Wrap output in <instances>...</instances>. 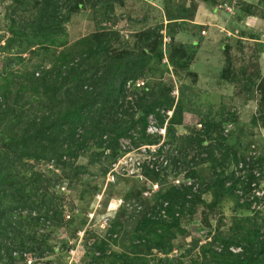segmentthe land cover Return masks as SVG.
<instances>
[{
  "label": "rangeland",
  "instance_id": "1",
  "mask_svg": "<svg viewBox=\"0 0 264 264\" xmlns=\"http://www.w3.org/2000/svg\"><path fill=\"white\" fill-rule=\"evenodd\" d=\"M11 3V0L0 3V32L7 33L9 29ZM215 7L217 11L221 10V14L216 19L212 17L214 23H205L208 12ZM28 14L27 11L24 15ZM249 14L264 16V0L255 4L246 0H115L114 11L106 17L89 5L66 23V34L57 39V42L63 41L62 44L49 48L43 44L35 45L34 49L22 54L18 63L6 68L16 76L9 80L0 77V87L9 85L14 92L19 91L20 83L27 80L24 76L36 64H42L48 70H58L62 58L66 57L74 64L91 44L89 39L94 32L111 29L109 32L112 31L115 50L140 52L146 48L150 56H156L160 48L163 49V61L157 63L155 60L145 68L137 86L129 88L131 97L128 101L141 94L136 88L142 87L143 80L151 84L163 81L172 85L175 103L182 101L187 109L183 124L176 126L177 135L198 133L203 128L198 124L200 120L219 122L228 119L229 112L233 113L236 122L226 123L224 127L235 130L242 138L247 136L246 142L253 141L254 144L245 161L225 166L228 172H236L234 179L238 181L240 202H249L251 207H244L226 197L213 209L202 203L192 213L186 210L181 217V227L171 230L174 236L171 253L165 255L152 249L145 255L148 264H164L161 259L166 257L173 259L175 264H217L218 259L213 257L210 248H222V243L217 241L213 244L214 236L229 235L235 216L261 218L264 215V31L249 33L243 29ZM206 27L210 28L207 30ZM172 44L184 45L189 54L185 57L188 69L181 73L180 78L175 75L169 59ZM10 56L0 52V72L5 69ZM224 74L228 78H224ZM23 96L25 98H18L21 103L30 98L26 94ZM39 102L38 97L32 96L27 110L32 114L38 113L35 107ZM170 113L173 114V109L167 112L172 116ZM156 122L154 117L150 118L148 131L151 134L159 132L160 143L165 142L168 149L170 138L166 126L163 127L164 132L156 127ZM207 142H210L209 138ZM141 144L138 139H121L116 159L111 151L109 155L106 151L98 158L94 148L80 150L75 160L65 156L63 161L66 163L59 165L53 161L26 158L20 165L21 177L41 175L40 197L52 201L42 204L41 212L48 208L62 210L63 220L57 216L35 227L43 236H49L48 243L56 248L55 252L48 251L41 257L28 253L27 262L24 260L20 264L121 263L116 259V253L133 254V246L141 244L139 237L132 240L141 234L140 231L135 232L137 219L143 212L159 213L154 203L161 183L166 186L198 182L196 179L188 181L187 172L193 166L202 170V176L212 173L211 166L206 163L197 165L192 162L185 168L182 160L169 164L166 157L154 159L157 146ZM246 144L244 151L248 148ZM174 147L178 155L186 153L188 159H192L207 144L199 146L198 142H185ZM239 149L242 154V144ZM78 166L84 168L78 171ZM154 167H158L161 173L158 185L150 177L155 172ZM203 182L208 183V180ZM144 191L148 192V198L141 201ZM203 199L211 202L214 199L212 192L203 193ZM27 212L23 211L24 214ZM83 219H86V225L84 229H78L77 225ZM114 221L118 224L115 228L118 233L113 236L115 240H109L107 253L103 255L93 244L109 234ZM207 245L214 246L203 249ZM232 249L240 250L239 247ZM138 250L148 252L143 244Z\"/></svg>",
  "mask_w": 264,
  "mask_h": 264
},
{
  "label": "trees",
  "instance_id": "2",
  "mask_svg": "<svg viewBox=\"0 0 264 264\" xmlns=\"http://www.w3.org/2000/svg\"><path fill=\"white\" fill-rule=\"evenodd\" d=\"M4 1L0 0V3ZM11 2L9 29L7 33L0 32V52L11 55L5 69L0 72L4 80L16 76L11 70L7 72L6 68L18 63L22 54L34 49L35 45L43 44L49 48L62 44L63 41L57 42L58 36L66 34V23L75 13L91 5L92 9L106 17L114 11L115 4V0ZM27 11L29 14L24 15ZM109 30L94 32L89 39L91 44L74 64L67 57L62 58L58 70H48L42 64H36L24 76L27 80L20 83L19 91L14 92L9 85L0 87V264H20L24 260L27 262L28 253L41 257L48 251L54 253L56 250L48 243L49 236H43L35 227L57 216L63 220L62 210L48 208L41 212V205L52 201L40 197L41 175L21 177L23 171L20 165L26 158L53 161L59 165L66 163L63 161L65 156L75 160L80 150L94 148L98 158L106 151L109 155L111 151L116 159L121 139L128 138L138 139L141 145L157 146L154 159L166 157L169 164L182 160L185 168L192 162L211 166L212 173L208 176H202V170L195 169V166L187 172L189 182L196 179L199 183H170L166 186L161 183L154 203L159 213L143 212L135 225V232L140 231L141 234L136 233L138 235L132 239L135 241L139 237L141 244L133 246V254L116 253V259L122 262L116 261L115 264H148L145 255L152 249L169 255L174 237L171 230L180 228L185 211L192 213L199 204L213 209L221 204L223 198L229 197L244 207H251L249 202H240L238 181L234 179L236 172L230 173L226 167L235 161L237 165L245 161L248 150L254 144L253 141L246 142L247 136L242 138L235 130L224 127L226 123L236 122L233 113L229 112V118L219 122L214 119L200 120L198 124L203 128L198 133L177 135L176 126L183 124L187 109L182 101L175 103L172 85L163 81L151 84L143 80L142 87L136 88L141 94L128 101L131 97L128 95L129 88L137 86L145 68L155 60L157 63L163 61V49L160 48L156 56H150L146 48L140 52L115 50L112 31ZM187 56L189 54L184 45L172 44L169 59L178 78L188 69ZM223 77L228 78L225 74ZM262 92L264 98V84ZM23 94L30 98L21 103L18 98H25ZM34 95L40 102L35 107L38 113L32 114L27 105ZM172 109L173 114L169 116L167 112ZM151 117L156 119L158 129L166 126L170 138L168 149L165 142L160 143L159 132L151 134L148 131ZM185 142H198L199 146L207 144V147L188 159V154L180 152L178 155L174 147ZM241 144L243 151L245 144L248 147L242 154L239 149ZM259 157L262 159V155ZM82 168L78 166L77 170ZM154 169L150 177L158 185L161 173L158 167ZM207 191H211L214 197L209 203L203 199V193ZM140 198L145 201L148 192L144 191ZM25 210L28 211L26 214L23 213ZM85 220L77 225L78 229H84ZM115 221L109 228V234L93 244L103 255L107 253L109 240H115L113 236L118 233ZM119 227H123L121 223ZM229 232L226 236H214L213 244L220 241L222 248H214V245L203 248L213 247L210 249L213 257L218 259L217 264H264V215L261 218L235 216ZM142 244L148 252L138 250ZM234 247L240 250L234 251ZM161 260L164 264H175L169 257Z\"/></svg>",
  "mask_w": 264,
  "mask_h": 264
},
{
  "label": "crops",
  "instance_id": "3",
  "mask_svg": "<svg viewBox=\"0 0 264 264\" xmlns=\"http://www.w3.org/2000/svg\"><path fill=\"white\" fill-rule=\"evenodd\" d=\"M248 3H258L260 0H246ZM218 9L211 10L210 13L208 12L207 17L205 18V23L212 24L215 21L212 19H216L221 14V10L217 11ZM230 15L229 13H227ZM231 16V15H230ZM237 22V21H236ZM238 23V22H237ZM210 28V27H209ZM209 28L206 27L208 30ZM243 29L249 33H256L260 31H264V16H259L256 14H249L244 20ZM205 32V31H204Z\"/></svg>",
  "mask_w": 264,
  "mask_h": 264
},
{
  "label": "built area",
  "instance_id": "4",
  "mask_svg": "<svg viewBox=\"0 0 264 264\" xmlns=\"http://www.w3.org/2000/svg\"><path fill=\"white\" fill-rule=\"evenodd\" d=\"M203 32H204V31H203ZM170 115H171V113H170ZM162 130H164V132H165V128H164V129L162 128ZM150 146H151V145H150ZM150 146H149V147H150ZM153 146H154V145H153Z\"/></svg>",
  "mask_w": 264,
  "mask_h": 264
}]
</instances>
